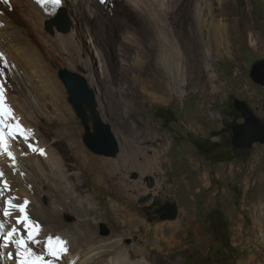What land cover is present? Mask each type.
Listing matches in <instances>:
<instances>
[{"label": "rangeland", "instance_id": "obj_1", "mask_svg": "<svg viewBox=\"0 0 264 264\" xmlns=\"http://www.w3.org/2000/svg\"><path fill=\"white\" fill-rule=\"evenodd\" d=\"M175 1L176 4L182 1L177 8L186 17L188 13L189 21V9L183 4H192L194 0ZM220 3H227L232 12L221 14L217 19L223 26L230 19V37L224 38V31H220L223 39L219 38L220 51L227 52L228 56H216L220 90L215 95L206 88L203 79L199 92L190 86L182 98L169 102L160 100L163 93L148 89L144 94L139 90L133 94L125 88L130 79L119 68L117 59L119 35L113 29L121 13L115 9L108 10L115 34L109 47L112 54L109 69L102 70L92 41L88 34L84 36L82 45L94 76L114 79V83L102 88L104 94L99 96L103 100L97 105L103 120L115 136L119 135L120 153L116 159L94 155L84 144L83 127L58 78L59 70L77 73L76 69L65 67L54 71L45 57L33 54L44 83L36 87L30 81L25 93L33 92L42 98L41 103L46 107L42 113L46 116L37 120L21 107L16 112L26 134L41 138L46 145L59 138L54 155L63 162L68 180L74 186V195L80 199L87 197L97 208L98 213L89 211V218L91 227L99 235L127 234L126 246H146L145 253L149 256L158 255V243L163 247L165 243L174 244L173 240L182 242L172 248L170 258L162 257L169 264L173 259L180 260V264H238L241 261L242 264H264V144L241 151L231 147V127L243 121L233 108L234 99L244 100L264 121V86L250 78L252 66L264 60V0H220ZM212 4L214 10L220 8L217 0H212ZM172 6L164 10L167 16L176 13ZM123 17L137 33L141 26L145 27L132 14L125 13ZM251 31L252 41L247 37ZM136 39L153 50L143 33ZM224 43L230 48L224 49ZM155 68L162 71L159 66L155 67V58H149L141 75L146 76ZM48 97L57 101L61 113L70 118L67 123L48 120L55 112L46 104ZM147 178L153 180L152 188ZM148 193L162 202L176 203L177 218L161 220L155 210L149 209L152 201L138 203ZM42 202L48 204L49 200L43 198ZM62 219L66 223L75 221L68 214ZM122 219L126 224H121ZM199 242L203 244L201 250L196 247Z\"/></svg>", "mask_w": 264, "mask_h": 264}, {"label": "bare ground", "instance_id": "obj_2", "mask_svg": "<svg viewBox=\"0 0 264 264\" xmlns=\"http://www.w3.org/2000/svg\"><path fill=\"white\" fill-rule=\"evenodd\" d=\"M172 1L173 6L170 5ZM217 1L220 6L218 10L213 9L212 0H194L192 4H183L187 10L189 9L191 20L188 21V13L186 17V14H182L177 8L181 6L182 1L176 4L175 0H117L101 7L95 0L79 2L64 0L61 9L64 10L69 22L67 33L58 31L55 26H52L53 33L47 32L44 28L45 22L53 17H44L30 0H9L10 7L0 2V58L4 55L15 65L14 70L8 72L4 65L0 64V93H2L3 108L8 110V115H0V119L13 129L17 125L20 126L10 145L14 155V165L8 158L7 151L0 152V171L3 172V176L0 177V188H4L5 182L8 186L0 194V218L5 225V234L15 227L17 233L20 232L22 236L17 238L27 239L25 226L15 223L18 213H13L7 219L2 215L4 201L9 197H16L15 203L18 204L27 199L29 201L27 214L30 222L35 221L40 229L36 242L30 243L29 247L37 254L42 253L46 264H164V262L169 264L163 259L164 256L170 258L172 248L182 242L173 240L174 244L165 243L163 247L158 243V255L149 256L145 253L146 246L127 247L125 244L127 234L99 235L97 230L91 227L92 220L89 218V211L94 210L98 213L97 208L90 204L87 197L80 199L74 195V186L68 180V172L62 165L60 157L54 155L53 151L56 150L59 138L53 139L49 145H46L41 138L29 134H27L28 139L25 140V132L16 112L21 107V110H25L29 116H34L37 120L46 116L42 113L46 108L41 103L42 98L33 92L25 93L30 81L36 87H41L44 83L39 72L40 66L36 65L33 54L41 58L45 57L48 66L54 71L65 67L76 69L96 93V103H100L102 97L99 95L104 94L102 88L107 87L108 83H114V79L103 76L99 79L94 76L86 48L82 43L84 36L88 34L87 37L92 41L91 44L100 58L102 70L106 71L110 68L112 54L109 52V47L115 38L111 30L113 21L108 12L110 9L121 13V16H118V23L115 24L119 35L116 53L120 62L119 68L126 73L125 77L130 79L126 82L125 88L131 93L134 94L139 90L144 94L143 91L149 89L163 93L164 97L160 100L169 102L175 98H182L187 94L190 86L195 92H199V85L203 79L206 88L215 95L220 83L216 74L218 64L216 56L227 55V52L224 54V51H220L222 44L219 43L220 31H224V38L230 37L228 35L230 19L223 22L224 26L217 23V19L221 14L232 12L227 3L221 4L220 0ZM170 6L174 7L176 13L167 16L164 10ZM125 13L132 14L134 18L141 20V23H145V27L141 26L139 30L144 34L147 42L149 44L151 42L153 50H148L138 42L136 38L140 33L126 24L127 19L123 17ZM121 21L124 26H121ZM247 37L252 41V31ZM228 46L224 43L223 48L227 50ZM31 49L35 53L33 51L31 53ZM196 55H199L200 59L196 58ZM231 56L227 58L231 59ZM149 58H155V67L159 66L162 71L155 68L157 70L142 76L141 73L149 63ZM47 100L46 104L55 109L54 115L48 120L67 123L70 118L61 113L57 101L49 97ZM99 108L98 104L97 110ZM98 112L101 116V111ZM210 117L213 118V115L210 114ZM6 130L9 131L7 128ZM115 138L118 141L119 135ZM28 144L37 151H32ZM40 149H43L44 155L40 154ZM151 180V178L146 179L147 183ZM43 198H47L49 203L44 204ZM64 214L75 217V221L64 222L62 219ZM116 216L119 218L118 214ZM124 223L125 219H122L121 224ZM139 223L144 225L142 221ZM48 237H52L53 240L60 237L67 241V251L60 253L59 258H53L45 251V241ZM196 247L201 250L203 244L199 242ZM16 251L17 249L12 245L8 247H3L2 243L0 245V255L6 258L5 264H17ZM9 252L13 253L12 259L8 258ZM170 263L181 262L173 259ZM242 263V261L238 262V264Z\"/></svg>", "mask_w": 264, "mask_h": 264}, {"label": "water", "instance_id": "obj_3", "mask_svg": "<svg viewBox=\"0 0 264 264\" xmlns=\"http://www.w3.org/2000/svg\"><path fill=\"white\" fill-rule=\"evenodd\" d=\"M52 26L58 31L67 33L69 22L64 13L60 10L58 14L45 22V30L53 33ZM58 78L62 82L67 101L72 107L76 117L83 127V141L86 148L94 155L106 158L117 157L120 149L112 129L100 116L97 110L96 94L88 85L86 79L80 74L61 69L58 71ZM252 81L264 86V60L255 63L250 72ZM233 108L239 112L243 121L231 127V147L234 151L250 150L256 144H264V121L258 118L251 107L240 99L233 100ZM136 176V175H135ZM154 182L151 180L149 186ZM152 201L150 210H155L161 220H175L178 216L176 203L153 197L151 193L142 196L138 203L145 204Z\"/></svg>", "mask_w": 264, "mask_h": 264}, {"label": "snow or ice", "instance_id": "obj_4", "mask_svg": "<svg viewBox=\"0 0 264 264\" xmlns=\"http://www.w3.org/2000/svg\"><path fill=\"white\" fill-rule=\"evenodd\" d=\"M7 2V0H5ZM53 6H58L61 3V0H48ZM37 3H43V0H37ZM0 115H8V110L3 108L2 103V93H0ZM9 129L7 136L14 137L16 131L19 130L17 125L13 129L10 125H7L0 119V152L7 150V156L10 160L13 161L14 165V155L13 152L8 150L10 145L6 143L5 129ZM24 139L27 140L28 136L25 133ZM28 147L32 151H37L31 144H28ZM41 155H44L43 149L39 150ZM3 176V172L0 171V177ZM7 183L5 182L4 188H7ZM4 188H0V194H2ZM16 197H9L4 201V208L2 215L4 218H10L13 213H18V217L15 221L17 225L23 224L25 226V231L27 232V239L17 238V229L15 227L11 228L7 233H4V223L0 221V242H2L3 247H8L9 245L14 246L17 251L15 253L17 264H46L43 254H37L33 249L29 247L30 243L36 242V237L39 234V225L35 221L30 222V218L27 214V205L29 201L25 199L22 203H15ZM45 251L47 254L53 258H59L60 253L67 251V241L63 240L60 237H56L53 240L52 237H48L45 241ZM8 258H13V253H7Z\"/></svg>", "mask_w": 264, "mask_h": 264}, {"label": "clouds", "instance_id": "obj_5", "mask_svg": "<svg viewBox=\"0 0 264 264\" xmlns=\"http://www.w3.org/2000/svg\"><path fill=\"white\" fill-rule=\"evenodd\" d=\"M38 7V6H37ZM62 8V7H61ZM61 8L58 10V12L61 10ZM38 9L41 11V9L38 7ZM58 12L56 13V15L58 14ZM41 14H42V11H41ZM43 15V14H42ZM55 15V16H56ZM44 16V15H43ZM44 17H46V16H44ZM48 18H50V17H48ZM54 18V17H53ZM52 19V18H51Z\"/></svg>", "mask_w": 264, "mask_h": 264}, {"label": "trees", "instance_id": "obj_6", "mask_svg": "<svg viewBox=\"0 0 264 264\" xmlns=\"http://www.w3.org/2000/svg\"><path fill=\"white\" fill-rule=\"evenodd\" d=\"M198 150L200 151V152H203L202 151V149H200L199 147H198ZM247 152V151H246ZM239 153V152H238ZM244 153V152H243ZM226 240H228V237L226 238ZM229 246V245H228Z\"/></svg>", "mask_w": 264, "mask_h": 264}]
</instances>
